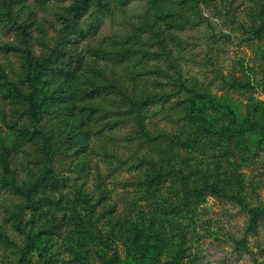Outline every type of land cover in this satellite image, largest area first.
Masks as SVG:
<instances>
[{"label":"rangeland","instance_id":"374dc122","mask_svg":"<svg viewBox=\"0 0 264 264\" xmlns=\"http://www.w3.org/2000/svg\"><path fill=\"white\" fill-rule=\"evenodd\" d=\"M74 1L0 4V264H264V0Z\"/></svg>","mask_w":264,"mask_h":264},{"label":"trees","instance_id":"16d2710c","mask_svg":"<svg viewBox=\"0 0 264 264\" xmlns=\"http://www.w3.org/2000/svg\"><path fill=\"white\" fill-rule=\"evenodd\" d=\"M98 1V9H99V13L100 14H106L108 12L111 11V7H109L110 3H104L103 0H75L73 5L71 6V13L73 16H75L76 18H80V14L81 12L86 9L87 7H91L93 2ZM131 1V0H126V2ZM0 4L2 5L3 8H7V9H11L13 4H14V0H0ZM56 53H52L50 55H46L43 58L40 59H36L35 60V67L36 69L39 70H47V66L50 67L52 66V60L56 57ZM79 59H73L71 58L70 60L63 62L62 64L64 65L62 67V71H65L67 73H69V68H73L75 63H78ZM33 58L31 59V64H32ZM30 64V65H31ZM51 73H53L55 76L57 75H62L63 73H59L56 71H51ZM0 79H3V77H1ZM5 82V83H4ZM2 82V84H6L5 88H6V92L7 95L12 97V99L17 100L19 102H27V110L29 112V114L31 115V117L36 120L39 121L41 118V103H39L35 96L29 92H27L25 90V87H23L22 85H20L18 82L15 81H11L8 78L5 79V81ZM50 98L52 100H56L58 97L56 96V93H53L52 95H50ZM255 129V126L249 127L248 129H245L246 132L252 131ZM24 131V130H23ZM205 132L204 130H201V133ZM26 133V131H24V134ZM194 140H196V138L194 139H189L187 140L189 143H194ZM19 141V140H18ZM18 146L20 147L22 143L17 142ZM5 166H7V162L4 163ZM170 175V173H165L162 170H156L153 174V180L156 181L158 184H160L162 181L166 180L168 178V176ZM182 181H185L184 177L182 179ZM37 188V185H34L32 188L28 189L26 191L27 195L31 196L33 191ZM206 195H217V196H225V197H232L231 195H229L226 191V189L219 187L218 185L209 182V180H204V182L202 183V185L200 187H194L191 189L187 190L186 193V197L187 198H191V199H201L202 197L206 196ZM249 212L251 214V228H257L259 224H261V222L264 220V207H256V208H251L249 209ZM136 253V252H135ZM135 253H131L132 254V258L133 261L138 262L137 257L135 256ZM119 260V258L117 256L112 257L109 260V264H116V262ZM163 264H171L170 261L165 262Z\"/></svg>","mask_w":264,"mask_h":264}]
</instances>
